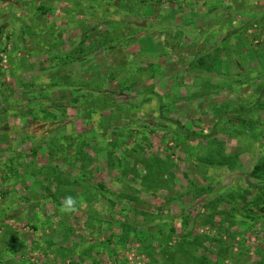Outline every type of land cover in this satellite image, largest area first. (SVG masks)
<instances>
[{"label":"rangeland","instance_id":"374dc122","mask_svg":"<svg viewBox=\"0 0 264 264\" xmlns=\"http://www.w3.org/2000/svg\"><path fill=\"white\" fill-rule=\"evenodd\" d=\"M1 254L264 264V0H0Z\"/></svg>","mask_w":264,"mask_h":264},{"label":"trees","instance_id":"16d2710c","mask_svg":"<svg viewBox=\"0 0 264 264\" xmlns=\"http://www.w3.org/2000/svg\"><path fill=\"white\" fill-rule=\"evenodd\" d=\"M44 124L43 123H41V122H39V121H34L33 122V124H32V126L31 127H33V128H35V129H39L41 126H43ZM186 135H193V134H191V133H189V132H186ZM100 190H104L102 187H100ZM182 227L184 226V224L183 225H181ZM181 226H180V228H181ZM186 227V226H185ZM184 228V227H183ZM185 229V228H184ZM190 242H191V245L192 246H194V248H197V249H199V248H202V244H203V242L205 241L204 240V238H202V237H200V236H198V235H195L194 237H190ZM193 262H195V260H192V263ZM181 262H176L175 264H180Z\"/></svg>","mask_w":264,"mask_h":264},{"label":"crops","instance_id":"0c3cea01","mask_svg":"<svg viewBox=\"0 0 264 264\" xmlns=\"http://www.w3.org/2000/svg\"><path fill=\"white\" fill-rule=\"evenodd\" d=\"M42 123V122H41ZM32 125H30V129L32 130V131H36L37 129H35V128H33V127H31ZM41 130V129H40ZM39 129L37 130L38 131V133H39V131H40ZM1 260L0 261H2V262H10L11 260V262L9 263V264H26V262H25V260H21V259H17V258H15V259H12L13 257H15V256H6V255H2L1 254Z\"/></svg>","mask_w":264,"mask_h":264},{"label":"clouds","instance_id":"9594fccd","mask_svg":"<svg viewBox=\"0 0 264 264\" xmlns=\"http://www.w3.org/2000/svg\"><path fill=\"white\" fill-rule=\"evenodd\" d=\"M66 204L69 205V206L73 205V204H74L73 199H72L71 197H68V198L66 199Z\"/></svg>","mask_w":264,"mask_h":264}]
</instances>
